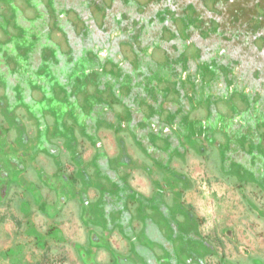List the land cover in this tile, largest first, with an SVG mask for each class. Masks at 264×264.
<instances>
[{
  "label": "flooded vegetation",
  "instance_id": "1",
  "mask_svg": "<svg viewBox=\"0 0 264 264\" xmlns=\"http://www.w3.org/2000/svg\"><path fill=\"white\" fill-rule=\"evenodd\" d=\"M261 117L264 0H0V238L77 264H264ZM195 161L243 203L229 226L187 201Z\"/></svg>",
  "mask_w": 264,
  "mask_h": 264
},
{
  "label": "rangeland",
  "instance_id": "2",
  "mask_svg": "<svg viewBox=\"0 0 264 264\" xmlns=\"http://www.w3.org/2000/svg\"><path fill=\"white\" fill-rule=\"evenodd\" d=\"M244 100H242L243 107L247 106V102L251 101L248 98ZM215 102L212 98L208 100L210 105ZM54 117L57 122L60 120L58 114ZM62 117H64L63 114ZM261 118L264 120L263 117ZM258 129L262 130L263 126H259ZM234 147L233 145H229L227 150L233 152V157L236 154ZM79 151L83 156L88 157V150L85 146H80ZM112 160L110 162H112ZM161 161L162 160H160V162ZM171 165L173 166V164ZM91 166H93V164ZM203 166V164L195 161L186 170L189 176L192 175L195 183V189L186 197L187 201L193 206L195 213L205 222L202 229L207 232L211 226H215L214 228L217 230L229 226L233 221L237 220V218L242 217L244 205L240 202L237 193L230 184L224 182L220 177H208ZM66 255H70L69 258L71 257L69 251Z\"/></svg>",
  "mask_w": 264,
  "mask_h": 264
},
{
  "label": "crops",
  "instance_id": "3",
  "mask_svg": "<svg viewBox=\"0 0 264 264\" xmlns=\"http://www.w3.org/2000/svg\"><path fill=\"white\" fill-rule=\"evenodd\" d=\"M7 211V204L0 206V230L11 234L10 225L7 222L2 223V218ZM16 229L14 227L15 233L18 231ZM5 236L7 235L0 238V264H77L71 253L70 258V255L65 256L69 249L58 243L38 247L29 239L19 238V235H17L18 238H5ZM237 239L241 241L243 238ZM224 243H227L225 239ZM18 245L22 246L21 251L18 250ZM10 250H12L11 253Z\"/></svg>",
  "mask_w": 264,
  "mask_h": 264
}]
</instances>
